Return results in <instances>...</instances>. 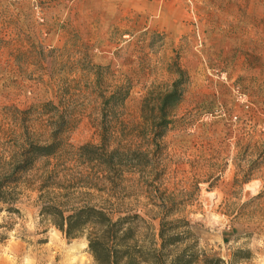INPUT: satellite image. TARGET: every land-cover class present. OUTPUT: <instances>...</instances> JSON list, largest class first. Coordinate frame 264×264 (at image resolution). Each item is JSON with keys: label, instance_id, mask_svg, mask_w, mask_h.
I'll return each instance as SVG.
<instances>
[{"label": "rangeland", "instance_id": "obj_1", "mask_svg": "<svg viewBox=\"0 0 264 264\" xmlns=\"http://www.w3.org/2000/svg\"><path fill=\"white\" fill-rule=\"evenodd\" d=\"M52 143L3 188L0 264H93L49 196L155 230L164 204L199 259L264 264V0H0V180Z\"/></svg>", "mask_w": 264, "mask_h": 264}, {"label": "trees", "instance_id": "obj_2", "mask_svg": "<svg viewBox=\"0 0 264 264\" xmlns=\"http://www.w3.org/2000/svg\"><path fill=\"white\" fill-rule=\"evenodd\" d=\"M172 95V94H171ZM166 96L161 104L164 110L167 106ZM165 124V123H163ZM87 145L80 151H85ZM57 152V145L52 143L47 146L31 145L26 150L22 160L14 166L9 177L0 180V202L9 203L3 191L5 184L15 182L14 176L29 169V163L36 157H49ZM115 152L105 156L95 155L96 161L104 164L110 171H114L113 165ZM42 186V189H46ZM41 208L39 215L45 217L67 241L84 240L86 250L93 264H221L218 259H209L194 252L193 247L183 246L184 233L178 232L179 227L169 222L165 205H161L158 229L143 221L137 215L117 216L106 212L104 209L94 206H81L66 209L59 203H55L52 197ZM8 212H16L17 209L9 208ZM69 211V210H68Z\"/></svg>", "mask_w": 264, "mask_h": 264}]
</instances>
